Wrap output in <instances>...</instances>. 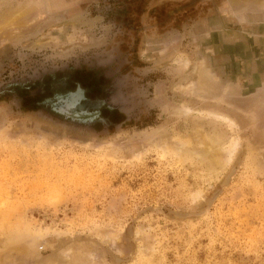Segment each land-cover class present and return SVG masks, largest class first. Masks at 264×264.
<instances>
[{"label": "rangeland", "instance_id": "rangeland-1", "mask_svg": "<svg viewBox=\"0 0 264 264\" xmlns=\"http://www.w3.org/2000/svg\"><path fill=\"white\" fill-rule=\"evenodd\" d=\"M0 264H264V0H0Z\"/></svg>", "mask_w": 264, "mask_h": 264}, {"label": "flooded vegetation", "instance_id": "flooded-vegetation-1", "mask_svg": "<svg viewBox=\"0 0 264 264\" xmlns=\"http://www.w3.org/2000/svg\"><path fill=\"white\" fill-rule=\"evenodd\" d=\"M95 70V69H94ZM93 70V71H94ZM91 70L89 69H84V71H80V74H75V73H71L70 74V78L65 79L67 80V84L68 85H71V81L74 82V79L76 77V75H80L82 76L84 72H90ZM86 75V73L84 74V76ZM101 76V73L100 72H97V71H94V74L93 75H88V86L86 85V96H87V100L88 101H92V102H96L98 103V109L102 112V113H105L107 112L108 108L103 106L102 105V100H103V92L106 94V90L104 91V85L103 83H99L98 85V81L101 80V78L105 77V76ZM107 80H105L106 82ZM75 83V82H74ZM66 84V83H65ZM97 84V85H96ZM101 89L102 88V93L98 90V89ZM80 94H76L73 99H68L67 103H69L71 106H76L77 105V99L79 97ZM44 100V99H43ZM42 101V100H41ZM38 103H41V102H37L36 105H38ZM86 104V103H85ZM102 105V106H101ZM97 109V108H96ZM96 109H94L96 111ZM112 113V112H111ZM117 114V113H116Z\"/></svg>", "mask_w": 264, "mask_h": 264}, {"label": "bare ground", "instance_id": "bare-ground-1", "mask_svg": "<svg viewBox=\"0 0 264 264\" xmlns=\"http://www.w3.org/2000/svg\"><path fill=\"white\" fill-rule=\"evenodd\" d=\"M22 15V14H21ZM19 19V18H18ZM15 21V20H14ZM22 26V25H21ZM23 26H24V24H23ZM220 168V167H219Z\"/></svg>", "mask_w": 264, "mask_h": 264}]
</instances>
